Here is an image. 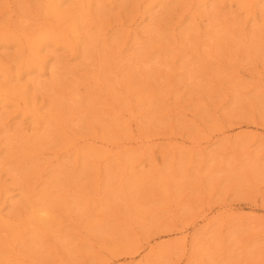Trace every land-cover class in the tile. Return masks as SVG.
Listing matches in <instances>:
<instances>
[{"label":"rangeland","instance_id":"rangeland-1","mask_svg":"<svg viewBox=\"0 0 264 264\" xmlns=\"http://www.w3.org/2000/svg\"><path fill=\"white\" fill-rule=\"evenodd\" d=\"M0 264H264V0H0Z\"/></svg>","mask_w":264,"mask_h":264}]
</instances>
